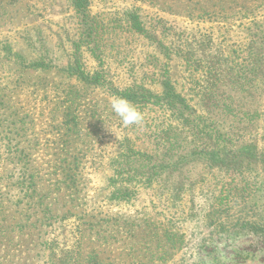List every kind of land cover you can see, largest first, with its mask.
I'll use <instances>...</instances> for the list:
<instances>
[{"label": "rangeland", "instance_id": "1", "mask_svg": "<svg viewBox=\"0 0 264 264\" xmlns=\"http://www.w3.org/2000/svg\"><path fill=\"white\" fill-rule=\"evenodd\" d=\"M0 264H264V0H0Z\"/></svg>", "mask_w": 264, "mask_h": 264}, {"label": "clouds", "instance_id": "2", "mask_svg": "<svg viewBox=\"0 0 264 264\" xmlns=\"http://www.w3.org/2000/svg\"><path fill=\"white\" fill-rule=\"evenodd\" d=\"M110 106L111 111L125 127L140 125L143 122L142 112L129 100L121 96H113L110 100Z\"/></svg>", "mask_w": 264, "mask_h": 264}]
</instances>
